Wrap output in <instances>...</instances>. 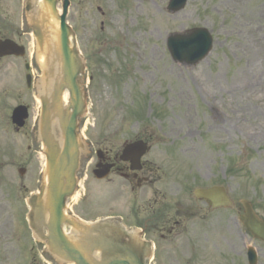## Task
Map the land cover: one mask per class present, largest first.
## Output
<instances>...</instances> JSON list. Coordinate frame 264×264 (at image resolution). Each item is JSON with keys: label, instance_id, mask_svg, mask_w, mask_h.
I'll return each instance as SVG.
<instances>
[{"label": "rangeland", "instance_id": "1", "mask_svg": "<svg viewBox=\"0 0 264 264\" xmlns=\"http://www.w3.org/2000/svg\"><path fill=\"white\" fill-rule=\"evenodd\" d=\"M70 2L67 22L85 62L89 99L78 128V198L67 201L66 214L92 221L134 210L148 219L160 202L183 203L187 222H146L158 231H149L159 247L151 264H247L248 248L264 264V244L237 221L242 200L264 218V0H188L175 14L166 10L169 0ZM1 5L13 9L11 0ZM251 15L261 42L254 52L242 46L243 28L230 29L235 17ZM194 28L210 34V52L196 65L174 62L168 37ZM28 48L27 58L0 63V264H64L26 225L25 201L44 169L39 103L24 79ZM20 104L29 106V118L16 130L11 114ZM135 140L150 146L142 159L151 177L145 188L132 192L117 176L94 179L97 150L119 154ZM214 186L226 189L232 206L193 210L190 191Z\"/></svg>", "mask_w": 264, "mask_h": 264}, {"label": "water", "instance_id": "2", "mask_svg": "<svg viewBox=\"0 0 264 264\" xmlns=\"http://www.w3.org/2000/svg\"><path fill=\"white\" fill-rule=\"evenodd\" d=\"M187 0H171L167 10L176 13L183 9ZM56 0H43V10L47 19L52 16L58 24L56 29L50 23L52 39L47 47L60 68L59 79L51 81L47 94H40L41 113L38 126V137L44 151L46 161L47 184L39 188L38 194L31 195L27 200L30 208L28 214L29 227L34 237L43 242L47 251L64 264H146L151 257L150 243L140 239L137 230H126L116 220L106 219L95 223H83L65 214L66 202L76 192L79 160L84 145L78 134L80 118L86 112L87 96L83 90L84 62L76 48L75 36L66 24L69 0L62 2V14L55 15ZM52 17V18H53ZM49 21V22H48ZM71 38V42H70ZM211 37L204 29H193L184 35H172L167 42L168 50L174 61L195 65L202 60L211 49ZM41 41L39 46H41ZM9 43L0 42V52L10 51ZM42 47V46H41ZM6 53V52H5ZM4 55V54H2ZM68 93V106L62 108L60 119L52 118V112L62 107L63 94ZM27 109L16 108L12 113V122L21 128L27 119ZM58 126L54 139L51 137L52 126ZM146 145L142 142L129 144L122 153V160L140 169V158L146 153ZM22 173V171H21ZM108 169L95 171L97 179L106 177ZM194 196L215 207L231 205L224 189L214 187L194 191ZM44 203V215L37 216V210ZM243 215L239 217L244 228L255 238L264 242V220L259 219L248 202L243 201ZM78 229L82 235L72 243L65 235L63 228ZM99 254L98 258L94 257ZM249 263L255 264V253L248 252Z\"/></svg>", "mask_w": 264, "mask_h": 264}, {"label": "flooded vegetation", "instance_id": "3", "mask_svg": "<svg viewBox=\"0 0 264 264\" xmlns=\"http://www.w3.org/2000/svg\"><path fill=\"white\" fill-rule=\"evenodd\" d=\"M13 4V9L11 6H7L6 12L5 8L1 11L0 9V40H9L12 41L14 44L23 47L25 56L23 58H27V49L30 46L31 41L34 40V36L37 38L45 37V32L41 27L40 18H38L39 8L38 6L31 1L28 7H25L26 0H11ZM1 0H0V8ZM29 44V45H28ZM32 59V60H31ZM13 61V60H20L14 56H6L0 57V62L2 61ZM34 58L30 57V66L33 65ZM28 61L24 63L26 67L28 65ZM35 77V76H34ZM33 77V78H34ZM38 79V75L33 79L32 82V89L36 92V83ZM99 161L102 165H109L112 166L110 169V175L117 176L124 181H126L130 185V189L132 192L136 190H140L141 188H145L146 185L149 183L150 176L147 174V164L145 162L142 163V170L139 172H132L130 171V165L128 163L121 162L119 159L118 154L109 155L105 152L102 156H100ZM96 165V164H95ZM156 194V193H155ZM189 201H192V193H189ZM156 200V199H155ZM154 200V201H155ZM164 200V199H163ZM166 200V199H165ZM193 204H191V208L193 210H198L197 206L200 208L199 205L204 206L206 209L208 208L207 205L201 201L193 200ZM185 204L180 203L178 206L176 204L164 203L160 202L157 208H152L151 214L149 215L148 219H142L139 217V213L131 210L128 216L122 218L123 223L125 226L129 225L135 228H139L142 230L144 234V238L146 239L149 236V231H152L154 234L157 233L156 227L148 226V222H172L175 225L178 222H187L186 216L189 215L190 206L185 207ZM184 206V207H183ZM185 214V215H184ZM147 222V223H146ZM151 228V229H149ZM170 229V230H169ZM159 231H171L172 227H164L162 230L160 228ZM163 235L159 234V237ZM154 241V240H153ZM155 243V242H154ZM157 246L155 244V250L157 251Z\"/></svg>", "mask_w": 264, "mask_h": 264}, {"label": "bare ground", "instance_id": "4", "mask_svg": "<svg viewBox=\"0 0 264 264\" xmlns=\"http://www.w3.org/2000/svg\"><path fill=\"white\" fill-rule=\"evenodd\" d=\"M251 16H252L253 20L250 19V20L245 21V22L240 21L239 16L235 17V19L232 22V26L230 28L232 31H237L238 29L243 28L242 30L245 32H243L241 34L243 36L241 38L242 39V46L248 52H254L256 49H258L257 46L260 45V43H261L260 41H258L259 39L256 38V31L254 28L255 24H256V20H254V18L256 16L255 15H251ZM56 27H57V25H56ZM262 45H263V43H262ZM137 48H139V47H137ZM151 55L154 56L155 52L152 51ZM37 57H38L39 68L42 71V81H41L42 88L41 89H42L44 94H47V92L49 91L50 86H51L50 83L55 82L59 79L58 69L60 68V66L54 60L48 61L46 58L47 57L46 52H43L42 54H37ZM51 76H52V78H51L52 82H50ZM61 103H62V107L60 106L59 108L55 109L52 112V118H54L56 121L58 119H60L61 113H62V108L67 103V94L66 93L62 97ZM57 128H58V126H56V124L53 125L52 126L53 132L51 134V137H53L54 139L56 138V140H57V137H55V135L57 134L56 132L58 131ZM42 174H43V176H42L41 185H42L43 189H45L46 184H47L46 167L43 169ZM77 198H78V194L76 193L71 198V200L75 201ZM44 203H45V200L42 199L41 207L36 211L37 216L40 218H46V216L44 215V210H45ZM64 233H66L65 229H64ZM81 235H82V233L78 229H75V228L70 229L69 232L66 234V236L68 237V239L72 243H75V239H78ZM98 255L99 254H95L94 257L98 258Z\"/></svg>", "mask_w": 264, "mask_h": 264}]
</instances>
